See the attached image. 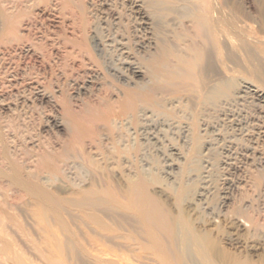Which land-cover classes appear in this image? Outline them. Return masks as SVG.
<instances>
[{"label": "bare ground", "instance_id": "1", "mask_svg": "<svg viewBox=\"0 0 264 264\" xmlns=\"http://www.w3.org/2000/svg\"><path fill=\"white\" fill-rule=\"evenodd\" d=\"M27 1L37 0H0V43L18 37L14 16ZM52 1L81 11L66 50L102 73L104 83H87L103 93L89 91L74 103L51 99L56 113L40 125L63 131L54 139L28 129L45 112L27 103L51 98L35 75L26 82L32 97L17 104L0 95V110L21 122L17 137L12 121L0 120V177L33 202L37 221L66 213L85 229L84 250L108 264H138L131 257L252 264L219 248L216 225L245 228L250 215L227 197L216 206L209 200L212 155L222 168L241 158L264 169V36L244 27L252 17L235 0H109V19L96 21L82 15L81 0ZM258 17L251 22H263L264 12ZM17 48L38 55L31 45ZM259 170L254 180L264 183ZM105 238L122 241L125 250ZM62 247L58 240L53 264H68Z\"/></svg>", "mask_w": 264, "mask_h": 264}, {"label": "rangeland", "instance_id": "2", "mask_svg": "<svg viewBox=\"0 0 264 264\" xmlns=\"http://www.w3.org/2000/svg\"><path fill=\"white\" fill-rule=\"evenodd\" d=\"M235 1V3H240L241 9L245 14L247 13L246 16L259 20L260 17L258 16L263 15L264 0ZM107 2H109V0H81L80 5L81 8H83L82 15L84 14V17L89 20H108L111 11L108 9V6H106ZM17 10L14 19L16 21V27L18 26V37L13 38L15 41L11 38V40L9 39L10 42H8L7 39L0 43V95L7 101L16 100L17 104L21 101V96H25L26 98L30 95L29 97H32L33 90L27 84V81L33 80L32 78L35 77L34 81L37 79L39 88L46 92L48 98H51H49V101L44 100L40 103L38 100L31 98L33 104L27 103L28 105L37 107V111H41L42 113L45 112L43 116L36 118V120L40 122L35 120L34 123H32L34 125H28V129L33 128L32 130L36 133L40 131L39 133H42L41 135H46L47 133L49 137L52 136L54 139L56 136L60 137L63 135V131L57 128L50 131L44 126L41 127L40 124L44 120V115L52 117V115L56 113L54 108H56L55 102L58 100L63 101L66 98L67 101L71 103L76 98L78 100H85L86 97L90 96L89 91L92 90L95 94H99L100 92L102 94L103 87L95 92L94 88L87 83V81L93 80L94 82L95 80L97 84L101 83L104 78H102L103 76L100 71H91L87 69V67L82 66L84 64H82V62L80 64L77 58H73L75 55L72 53L70 54V52L66 50V43L64 41L70 38V36H68L70 35L69 32L72 28L76 27L75 19L81 12L78 8L72 10V7L65 6L64 4L62 5V3L54 4L52 0L48 2L37 0L34 2H24L20 6V9L18 8ZM72 12L75 13L72 14ZM257 14L259 15L257 16ZM261 21L263 22L259 21L260 23L258 24L253 21L251 23L246 21L247 23L245 22L243 25L251 32L250 35L254 34L255 37H259L260 35L264 36V34L262 35V33H259L260 31L264 32V17ZM66 36L69 38H66ZM261 36L259 38H261ZM21 45H31L33 51L35 49L37 50L34 51L38 54L37 57L30 53L22 52L17 48ZM29 74L35 76L31 77ZM23 76L26 77L24 78ZM14 78H16V80ZM12 79L16 82L18 80L20 85H18V82L14 84ZM21 80L23 83H21ZM102 83H104V81ZM86 86H88V89ZM83 87L88 91L80 89ZM78 90L79 95L76 94ZM15 114L17 113H13L11 116ZM49 114L52 115L49 116ZM6 116H9V112L0 110V120ZM6 118L12 121L10 123V128L13 132L15 129L17 131V128H20L21 122H19L20 125H18V122L15 121L17 118L16 115L12 117V119L10 117ZM17 120L19 119L17 118ZM11 124L16 128L14 127L15 129H13ZM11 129L6 133L10 134L9 136L13 138L12 136L14 133ZM16 131L15 134L17 133ZM18 131L17 135L14 134V136L19 137L20 129ZM18 139L19 138H17V140ZM21 141L22 138L17 142L20 144ZM24 153L25 156L23 159L26 158L27 152ZM212 156L211 159L213 163L215 162V167L212 170L211 176L209 194L211 198L209 199L211 200L210 205L216 206L222 198L227 197L229 201L232 203L234 202L235 207L237 205H242L241 210L245 209L244 211H246V213L243 212V215H250L249 218L253 223L248 227L241 228L234 222L226 223L219 221V223L216 224L218 226V246L220 249L231 252L241 259H248L252 264H264V194L260 193L264 183L255 182L254 180V175L258 174L256 172H258L260 168L257 169V171L253 170V166H251L249 162L245 163V160L241 158H239L238 161L237 159L233 161V163L236 162L235 164L222 168L220 165V156L217 153ZM263 172L264 169L259 170L260 174H264ZM7 181L8 179L6 180L5 177H0V264H53V260L56 258L55 250L58 240L63 242L62 255L63 259L68 264L109 263V260L105 257L99 258L91 256L84 250L86 238L83 230L85 229H77V226L73 225L66 213L60 212L59 214L64 213L63 216L61 214L60 218L56 216L55 219L48 216L45 224L37 221L38 218L35 219L36 215L33 212L35 209L33 202H31L21 189H17V187L12 186L9 181ZM233 185H238L240 190H236ZM54 186L55 188L59 187L58 184ZM61 216L64 217L62 223ZM67 218L70 223L67 221ZM228 237L230 239L232 238L231 241L227 240ZM104 240L105 243L110 246L119 250H125L124 247H120V244H123L120 240L113 239L112 241L106 238ZM16 257L21 260L17 261ZM131 259H135V263L138 264L147 263L144 258H139L138 260L140 262L137 261L136 257H131Z\"/></svg>", "mask_w": 264, "mask_h": 264}]
</instances>
